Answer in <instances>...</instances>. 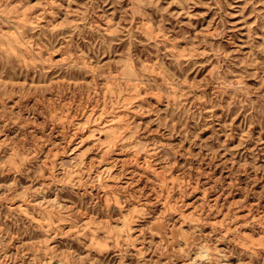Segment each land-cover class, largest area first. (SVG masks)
<instances>
[{
	"label": "rangeland",
	"instance_id": "374dc122",
	"mask_svg": "<svg viewBox=\"0 0 264 264\" xmlns=\"http://www.w3.org/2000/svg\"><path fill=\"white\" fill-rule=\"evenodd\" d=\"M0 264H264V0H0Z\"/></svg>",
	"mask_w": 264,
	"mask_h": 264
}]
</instances>
